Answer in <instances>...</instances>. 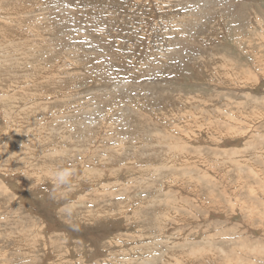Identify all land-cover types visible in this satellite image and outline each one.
I'll use <instances>...</instances> for the list:
<instances>
[{"label": "rangeland", "instance_id": "obj_1", "mask_svg": "<svg viewBox=\"0 0 264 264\" xmlns=\"http://www.w3.org/2000/svg\"><path fill=\"white\" fill-rule=\"evenodd\" d=\"M2 16L0 264H264V0Z\"/></svg>", "mask_w": 264, "mask_h": 264}, {"label": "bare ground", "instance_id": "obj_2", "mask_svg": "<svg viewBox=\"0 0 264 264\" xmlns=\"http://www.w3.org/2000/svg\"><path fill=\"white\" fill-rule=\"evenodd\" d=\"M126 10V9H125ZM5 15H8V12H5ZM178 20V19H177ZM174 21V20H173ZM0 22H1V24H3V25H6V28H7V26H8V23L10 22V20H9V17H5V16H2V17H0ZM173 23V22H172ZM173 24H175V23H173ZM180 25V24H179ZM175 27H177V26H175ZM8 28H9V26H8ZM5 32V29L4 28H0V35L1 34H3ZM5 37H9V36H5ZM3 38V39H5V40H7L6 38ZM9 42H6V43H10L9 44V47H8V45H6V46H2L3 44V41H1L0 40V54H3V55H6L8 52H10L11 50H13V48L12 47H14V49L15 48H17V46L16 45H18L17 44V41H16V45L14 44V45H12L13 44V40L11 41V40H8ZM14 43H15V41H14ZM167 47V46H166ZM171 48H172V46H171ZM70 51V50H69ZM162 51V50H161ZM168 52V51H167ZM163 53V52H162ZM77 56V53L76 52H72L71 53V55H70V58L71 59H73V58H75ZM60 59V58H59ZM1 61V60H0ZM47 65H44L42 62L41 63H38L37 64V66L36 67H38V68H42L43 69V71L45 70V67H46ZM195 66H197V65H195ZM207 68V67H206ZM198 68H196V70H197ZM219 69V68H218ZM200 71V70H199ZM205 71V70H204ZM203 71V72H204ZM232 72H230V74H231ZM34 79V78H33ZM228 79H230V78H228ZM262 117V116H261ZM189 127H190V125H189ZM193 129V128H192ZM229 138V137H228ZM11 156H13V154L11 153L10 154ZM184 159V158H183ZM188 161V158H186V162ZM132 164H134V162H130L129 163V165H132ZM182 164V163H181ZM186 164V163H185ZM144 166V165H143ZM142 171H144L145 169L143 168V169H141ZM48 173V172H47ZM251 191V190H250ZM168 241V240H167ZM226 256V255H225ZM240 264V263H239Z\"/></svg>", "mask_w": 264, "mask_h": 264}, {"label": "clouds", "instance_id": "obj_3", "mask_svg": "<svg viewBox=\"0 0 264 264\" xmlns=\"http://www.w3.org/2000/svg\"><path fill=\"white\" fill-rule=\"evenodd\" d=\"M74 173L71 169H61L52 176L54 187L68 186Z\"/></svg>", "mask_w": 264, "mask_h": 264}]
</instances>
